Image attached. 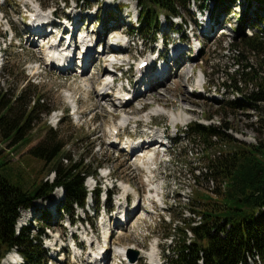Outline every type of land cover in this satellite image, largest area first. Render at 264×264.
<instances>
[{"label":"rangeland","instance_id":"rangeland-1","mask_svg":"<svg viewBox=\"0 0 264 264\" xmlns=\"http://www.w3.org/2000/svg\"><path fill=\"white\" fill-rule=\"evenodd\" d=\"M33 1L35 2L32 3ZM41 3L48 7L44 15L48 12L52 13L54 20L57 22L59 14L73 19L74 14L79 12L81 20L76 23L74 28H78L76 31H80L83 35L88 33L97 42L101 41L102 38L103 41H108L109 37L111 38L115 33L116 36L119 34L126 36L129 41L128 48L123 51L122 55H113V58L121 57V60L127 61L122 69L125 71L129 68L128 75L125 78L131 75L130 77L133 78L134 83L136 82L134 74L138 62L144 59H154L156 62L153 61L152 63L158 65L162 60L167 61L168 55L172 54V47L183 49L181 57L175 61L174 65L173 61H167L170 65L172 79L169 77L166 85L155 89L156 91L151 90L147 97L132 102L131 106L126 109L119 108L118 112L110 113L107 111L110 109L114 111L115 108L107 107V110L104 111L103 107L99 105L102 98L97 97L100 93H97L95 89L93 90V87L91 91H86L81 86L82 81L88 79V81L93 82L94 88H100L102 78L106 75L102 65L95 63L86 73V75L88 74L86 79L78 77L80 74L76 75L77 69L72 76L71 73L63 75L44 65L43 55L40 54V46L42 50H46L49 46L45 43L47 41L41 44H39V41L33 46H30V42L27 43L29 37L25 35L26 24L24 23L27 20L25 11L29 8H36ZM66 4L67 6L64 9L60 0H5V3L0 6L2 12L0 16H4L0 26V44H2L0 45L2 50L0 52V98L3 99L0 114L6 112L10 103L15 106L20 91H25L21 100L22 103L41 98L40 104L42 106L34 111L26 122L27 130L22 136L24 139L34 145L40 138L45 136L47 125L53 130V136L57 142L62 145L67 144L65 150L72 160H85L88 169L93 167L104 168V170H99L101 175L109 171L112 180H116L118 183L122 181L137 192V200L135 201V196L131 195L126 203L127 209H129V206H135V203L140 204L133 212L132 220L129 219L125 225H121V228L120 225L115 228L112 223L118 221V218L111 219L113 221L110 227H112L111 231L114 232L110 234L111 237L109 236L107 240L106 248L108 252L106 253L110 257L107 256V262L102 264H116L119 259H125V257L116 256L117 247L128 248L126 250L127 258L129 249L137 252L138 255H144L147 251L151 253L154 245L155 252L161 258L162 264H166L162 251L167 250L166 247L170 244L169 240H166L169 226L175 222L180 224L179 214H181V211L187 212L190 208L196 211L199 210L190 205L191 196L194 192L200 190L211 196V198H218V195L213 192L217 186L216 182L209 180V178L205 180L202 176L196 180L194 179L195 175L191 173L192 170L195 167H203L204 159L208 155L217 156L218 152H228L229 147H233V143L243 142L253 145L260 142L264 143L263 112L257 113L254 107L248 110L241 108L233 110L225 105L226 100H241L243 95L248 96L251 92L256 91L253 82L244 83L240 80L241 82L237 84V87L241 91L231 92L226 87L228 84L226 81L228 79L227 74H234L236 71L239 74L241 72L251 73L253 69L259 78H264V64L261 62L264 61V56L256 58L253 53L247 52L242 39L244 35L250 36L256 31L248 27L252 25V21L255 19L256 11L254 14L252 11L256 10L257 7L255 8L252 4L250 8L244 9L241 0H238V2L237 0H223L220 4L214 2V5H212V3H208L205 8V15L199 17L195 14L197 13L196 7L192 6L189 12H181V18L169 20L170 23L165 18L160 17L157 29H155L156 33L149 29H145L140 33L135 29L139 25V22H135L136 14L138 15V6L133 0H84L83 2H76V4L74 0H69V4L67 2ZM75 7L82 8V10L77 11ZM134 10L135 12L131 14L130 11ZM223 11L226 14H223ZM128 13L131 14L130 17H127ZM261 17V20L264 21V13L261 14ZM116 21L119 23L123 21V27L119 26L116 30L115 28L112 29L111 27L119 25ZM7 22L16 29L19 36L10 43L11 35L8 31ZM258 27L264 30L263 24H259ZM103 28L105 29L104 32H102ZM192 28H194L193 34L195 37L193 40L194 53L192 46L190 48L184 41L190 37L191 32L189 30ZM219 28L222 30H219ZM63 29V27L59 28L57 35L52 38L57 40L58 37L59 39L61 36L65 37L61 33ZM113 30L115 31L112 32ZM195 41L199 42V48H195L197 46L194 43ZM102 44L106 46L107 42H100L98 46ZM94 46L96 49L98 48L95 44H93ZM29 48H33V50ZM157 54H159V58L155 59ZM108 58L112 59V56ZM247 64L250 68L245 67ZM35 68H39V70L34 74L33 69ZM158 72L156 71L154 75L157 76ZM113 77L117 76L113 75ZM202 78L205 83L203 89L198 85ZM245 79L247 80V77ZM145 80H151V78ZM155 83L158 84L159 82L156 80ZM151 84L153 87L154 83ZM140 86H142L141 89L145 87L143 84ZM113 91L110 94L111 98ZM114 99L116 100L114 102L118 104L117 98ZM75 102L76 107L79 109L78 112H74ZM102 102L106 104L105 101ZM260 106L264 107L263 104ZM142 107H148L145 115L139 113V109ZM157 107L164 108L163 114L158 115L153 120L152 125L161 133L164 132L165 135L168 132L167 135L170 140L168 145L163 147L166 154L157 156L154 162L145 164L148 170H144L138 161V165L133 163L141 157L131 158L134 154L127 157V154L119 153L116 147H110L109 126L112 122L117 124L122 120L123 111L127 112L128 117L132 114L135 121L143 120L142 124H145L144 122H148L150 113ZM53 112L55 116H53ZM26 113L27 115L23 119L28 118V109ZM173 113L176 115L182 113L183 116L188 118L185 123H179V127L176 128L178 132L184 131L187 126L193 123L214 127L221 126L224 123L228 127L226 134L233 138V142H229L228 138L222 142L212 139L211 143L214 142V147L209 152L205 151L199 140L194 141V138L189 135H177L178 132L172 125ZM129 127V130L133 131L135 122L131 123ZM139 132L142 133V131ZM175 135H177L176 138H174ZM139 140L140 137L137 136L135 142ZM19 141H21V138ZM12 147V145L8 146V143H5L4 140L0 141L2 154H10L9 158L13 159L12 163L18 161L26 168L41 174L43 179L46 177L49 168L44 167L42 161L28 156L30 147H22L16 152ZM99 172H97L96 188L101 192L106 187L112 186V183L108 179L102 178ZM202 174L204 175L205 172L199 175ZM51 178V175L48 176L49 181ZM90 183L89 180L87 183L85 182L87 186ZM155 188L158 190L159 198H154L156 203L153 206L154 211L151 212L147 203L144 204V202H147L150 193L154 194ZM116 192L120 193L118 187L111 190V193ZM57 196L59 202L61 193L58 190L54 191L48 198L36 201L35 212L20 211L16 223L17 229L27 227L32 234L43 232L47 237L57 232L60 240H58L59 244L55 247L56 250H52L54 253L48 254L52 260L50 263L49 260L46 261V264H86L85 261L92 259L91 256L89 257V253L86 254L88 243L92 242V251L96 252V248H100L104 241L102 224L108 218L102 213L103 194L101 193L98 199L100 208L97 206L98 203L96 205L91 198L87 200L88 206L84 210L77 209L75 211L76 215L73 216V220L76 222L71 228H68L70 218L68 219L56 209L58 206L54 202H56ZM161 196L163 203L160 202ZM116 198L117 196L112 197L108 205L112 210L110 214L113 215L117 212L115 210L117 204L114 201ZM126 205L124 203V206ZM97 207L99 208L97 210L98 216L94 218ZM120 208L124 210L125 207ZM115 215L117 216V214ZM185 216L187 219L189 218L188 214ZM91 230L92 234L84 237V233ZM74 234L78 237V249L76 250L71 249L69 239L70 235ZM93 236H99V239L95 240ZM43 244L47 248L50 247L47 241ZM80 249H83L81 256ZM57 250H62V252L56 254ZM91 255L97 257L98 254L92 253ZM9 260L11 258L4 263L2 261L1 264H7ZM148 263L143 256L137 261V264Z\"/></svg>","mask_w":264,"mask_h":264},{"label":"trees","instance_id":"trees-1","mask_svg":"<svg viewBox=\"0 0 264 264\" xmlns=\"http://www.w3.org/2000/svg\"><path fill=\"white\" fill-rule=\"evenodd\" d=\"M134 1L138 5L139 19V25L135 29L140 32L145 29L155 32L160 17L167 20L170 17L181 18V12H189L191 3L198 8H205L209 2L220 4L223 0ZM241 1L247 8L252 4L257 7L252 11L253 14L256 11L255 19L248 27L256 31L250 36H243V46L256 58L264 56V30L258 27L259 24L264 25L261 20L264 2ZM261 62L264 64V61ZM245 67L250 68L248 64ZM227 78L226 87L231 92L241 91L237 87L241 81L253 82L256 87V91L248 96L243 95L241 100L225 102L229 109L248 110L254 107L257 113H264V107L260 106L264 105V78H259L253 69L251 73L239 74L236 71L234 74H227ZM24 93L25 91H20L15 106L10 103L6 112L0 114V141L4 140L8 146L12 145L14 152L22 147H30L28 156L42 161L44 167L49 168L47 174L52 175L53 179L44 180L41 174L26 168L20 162L12 163L9 154H2L0 150V263L5 255L15 250L21 256L23 264H40L45 258V250L41 244L42 233L30 236L26 228L16 232L19 211L35 208L36 201L46 199L54 190L61 189L63 198L57 210L72 218L75 208L82 209L85 206V180L90 175L96 176L97 167L88 169L85 160H72L65 150L67 144L57 142L50 127L45 128V136L34 145L22 137L27 130V120L42 106L40 98L22 103ZM2 105L3 99L0 98V107ZM27 109L29 116L23 119L27 115ZM227 129L224 123L218 127L194 123L183 134H189L194 141L199 140L205 151L209 152L214 147L212 139L222 142L228 138L229 142H233V138L226 134ZM233 144L228 152H218L217 156L208 155L203 167L192 170L194 179L198 180L202 176L205 180L209 178L216 182L213 192L218 198H211L200 190L194 192L190 205L199 210L190 208L187 212L181 211L180 224L175 222L169 226L166 239L173 245L168 247V264H199V261L201 264H248L250 261L264 264V143ZM202 172L205 174L199 175ZM93 197L97 200V194ZM183 212L189 215L188 219Z\"/></svg>","mask_w":264,"mask_h":264},{"label":"bare ground","instance_id":"bare-ground-1","mask_svg":"<svg viewBox=\"0 0 264 264\" xmlns=\"http://www.w3.org/2000/svg\"><path fill=\"white\" fill-rule=\"evenodd\" d=\"M32 3H34V2H32ZM26 6L28 7L27 4H26ZM38 8H40V7H38ZM29 10L31 12V16H29L28 19H32V18H35V19H39V18L40 19H44V18H46V16L48 17V14L47 15H44V14L42 15L38 11L37 7L36 8H33V9L29 8ZM77 13L78 12H76L74 14V17H73V19H74L73 25H75L76 22H77V20H78V17L79 16L77 15ZM80 17H81V15H80ZM121 22L122 23L117 22V23H119V25L118 26H113L111 28L112 29L115 28V30H116V28L119 27V26L120 27H123V21H121ZM115 30H113L112 32H114ZM25 31H26L25 32L26 33L25 35H27L29 37L28 38L29 40L27 39V43L30 42L31 43L30 46H33L34 44H37V42H39V41H40L39 44L47 41L46 39L48 38V36L46 37L43 34H40V32H38V29L37 28H33L31 33L28 31V29H26ZM104 31H105V29L103 28V31L102 32H104ZM106 33H109V32H106ZM82 36L84 38L81 39L80 42L79 41H76L77 42L76 43L74 41L71 45L67 46L64 49H57V48L54 47L55 45L53 46L52 44H49V46L46 48V50H42V48H40V54L43 55L44 57L46 56V61H45L46 64L49 62L52 66L53 65H56V66H61L62 65L61 68L64 70L63 74L64 75H67V74L69 75V73H71V76L75 74L74 72H76V69L73 70L72 66L69 69V67H70L71 63H73V61H75V58H77V60H78V64H77V66H78V69L77 70L78 71H77V73H80V75L78 77H81L82 79L83 78L86 79V77L88 76V74L86 75V73L89 72V70L91 69V67L95 63L96 64L98 63L99 65H102V67H104L103 70H104V72H106V75L104 76V78H102V83H101L100 88H98L97 86H96L97 88H94L93 82L88 81V79L83 80L82 81L83 84L81 86L84 89H86V91H91L92 90V87H93V90L95 89V91L97 93H100L99 96H97V97L98 98H102L101 101H99L100 102L99 105L101 107H103V110L104 111L107 110L106 109L107 107L115 108L116 109V110L114 109V111L112 109L108 110L107 112H110V113L118 112L119 108L126 109V108L130 107L132 102H135L136 100H139L141 98L147 97V95L151 92V90L156 91L155 89H158L159 87H162V86L166 85L167 82L169 81V77H171L170 74H168L163 80L159 81L158 84L155 83L156 82L155 80L153 82H151V80H150V82H147L142 77L138 78L136 80L138 94H136L135 96H133L130 101H124V98L127 95H129L130 93H122L119 89L117 91H113L114 90V80L111 79L112 78V75L110 73V69L111 68H114V65H119V66L125 65L127 61L124 60V59L121 60L122 58L121 57L118 58L117 56H116L117 58H113L112 57V59L111 58H108V57H111L112 55H118V56H120L119 54L122 55L123 51L128 48L127 45L125 44V43H127V41L125 40L126 37L125 36H122V34H119V35L116 36V33H115V35H112L111 38L109 37L108 41H103V38H102L101 41L99 40L98 42H101V43L107 42V45L106 46L104 45L102 51L99 53L98 49H96L95 51H93L91 49V43L90 42L93 41L94 39H92V37L88 33H85L84 35L82 34ZM80 46L81 47H86L85 53L82 54V55L80 53H78V55L76 57L75 56V52H76L75 48L78 49V47H80ZM29 49L30 50H33V48H29ZM172 49H173V52L178 53V56L181 55V48H174V47H172ZM92 58H95V59H92ZM142 61L143 60H141L140 62L137 63V67H138V65ZM90 62H91V64L89 65ZM137 67H136V73H137V70H138ZM37 70L38 69H36V68L33 69V73L35 74ZM131 70H132V68H131ZM142 76H144V72H142ZM171 79H172V77H171ZM142 80H143V82H142ZM139 82H141V85L142 84L145 85V89L141 90L142 86H140L138 84ZM151 83H154L153 84L154 85L153 87H152V84ZM112 91H113V93H112V98H111V95L110 94H111ZM113 96L115 98H117V101L119 102L118 104H116L114 102L115 99L113 98ZM104 99H107V100H104ZM102 101H105L106 104L103 103ZM148 101H150V100H148ZM163 110H164V108L157 107V108H155L153 110V112L151 114H153V115L158 114L160 116L161 114H163ZM78 111H79V109L77 107V112ZM126 113L127 112L123 111L122 120L119 123L115 124V123L112 122L110 124V126H109V128H110L109 129V131H110V136H109V143L110 144L109 145H110L111 148H114L115 147V144H114L115 137L113 136V132L120 131L121 128H123L127 123L135 121L134 118L132 117V114H131V116L128 117L126 115ZM172 119H173L172 120V125H174L175 128L178 127L179 123H185L186 121H188L187 116H183L182 113H181V115L180 114L176 115V114L173 113ZM135 124H136V122H135ZM139 124H141V122H139ZM146 124H148V123H146ZM162 134H165V133L164 132L161 133V131L158 130V129L152 130L150 136H147L145 138H144V135H142L141 133H139V136L141 137V141H139V142H135V141H132L131 142L130 141L128 143H125L124 146H126V148H129V147L132 148V151H133L131 153H126L127 154V157H128V155H131V154H134V156L131 157V158L137 159L138 157H141V158L137 159L135 162H133V160H132V162L135 163L134 165H138V163H137V161H138L140 163V166L142 168H144V170H148L147 167L145 166V164H148L150 162H154V159L157 158V156H160V153L158 154V152H155V151L158 150L161 147L160 145H158L157 140L162 137ZM161 150H162V147H161ZM137 168H138V166H137ZM147 173H148V171H147ZM104 175H105V173L102 175V177ZM122 184H124V182H122ZM154 190H155L154 194L153 193H150L148 195L149 197L147 199V202H144V204L147 203V205L149 206L150 205V200L152 198H155V197H158L159 198V193L157 192L158 191L157 188H155ZM122 191H123V193L121 194V196L122 195H125V194H128L129 192H131L133 195H136V191L131 186H128V184L127 185L125 184L123 186ZM151 195H157V196H154L153 197ZM128 198H129V196H127V199ZM54 203H58V196H57L56 202H54ZM122 206L125 207L123 204H122ZM123 209L124 210L121 209V212H117L115 214H117V216L119 214H122V216H128V220L129 219L132 220L134 213L131 214V215H128L130 213V208L127 209V207H125ZM115 214L112 215V216H110L108 218V220H106V221L103 222L102 227L104 228V239H103L104 241H103L102 246L101 247L99 246L100 248H96V250H97L96 252H93L92 251V252L89 253V257L91 256V258H92L90 260V262H88L89 264H98L97 263V260H100V262H99V264H100L102 261H105L106 260V258L108 256L106 254V252H107V250H106V248H107V238H106V234H107V237H108V236H110L111 233L113 234V232H114V231L113 232L111 231L112 227H110V224L113 221L111 219H113V218L116 219V217H115L116 215ZM121 221L122 220L118 218V221L116 220L114 222V224L112 223V226H115V228H118L117 225H120V228H121L122 227L121 226ZM120 228H119V230H120ZM94 238H95V240H98L99 239V236H95ZM120 248L121 247H117L118 250L116 251V253H117L116 256H118V257H124L125 256V252H126V250L128 248L127 247H122L121 249ZM92 253H97L98 254L97 257H94L93 255H91ZM156 253L157 252H155V248L153 247L151 253L147 251L146 254L143 255V257H145L148 260V262H149L148 264H153V263L156 264L157 263V261H156V259H157ZM140 256L142 257V255H140ZM74 257H77V256H74ZM108 257H110V256H108ZM9 258H11V256H8L5 260H3V263L5 261H7V259H9ZM9 262H10V260L7 262V264H9ZM88 263H86V264H88ZM128 264H134V263H128Z\"/></svg>","mask_w":264,"mask_h":264},{"label":"water","instance_id":"water-1","mask_svg":"<svg viewBox=\"0 0 264 264\" xmlns=\"http://www.w3.org/2000/svg\"><path fill=\"white\" fill-rule=\"evenodd\" d=\"M128 255L131 262H134L137 259V252H133L132 250H129Z\"/></svg>","mask_w":264,"mask_h":264}]
</instances>
